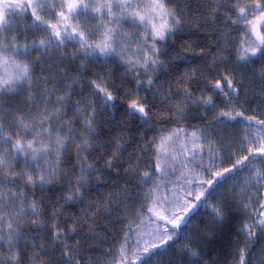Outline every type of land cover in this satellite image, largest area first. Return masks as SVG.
I'll return each instance as SVG.
<instances>
[{
    "label": "snow or ice",
    "instance_id": "1",
    "mask_svg": "<svg viewBox=\"0 0 264 264\" xmlns=\"http://www.w3.org/2000/svg\"><path fill=\"white\" fill-rule=\"evenodd\" d=\"M205 3L204 11L186 19V0H6L0 18V264H129L125 245L118 252H92L107 238L96 223L98 218L128 219L129 201L141 193L145 199L171 203L167 196L155 195L159 183L144 190L154 176L168 174L158 160V137L161 145L183 137V175L188 178L187 173L201 167L194 161L203 160L205 152L210 161L217 153L222 161L226 149L231 155L232 145L221 142L218 125L251 121L264 136V119L245 115V105L257 92L264 98V0ZM13 6L21 19L10 22L6 10ZM25 7L31 9V24L25 22ZM73 19L79 22L70 24ZM209 20L217 25L212 28L214 48L205 42L193 52L195 42L184 41L182 48L175 47L172 38L178 33L198 30L201 21ZM40 31L44 38L28 40ZM53 47L58 50L55 59ZM190 53L201 58L200 67L180 71L179 64L173 65L184 63ZM113 59L123 65L119 76L107 68ZM257 61L259 69L249 70ZM98 64L107 68L103 75L96 72ZM257 76L259 87L253 88ZM15 95L23 102L4 103ZM118 96L127 98L121 119H115ZM257 108L264 115V107ZM257 154L264 165V148H250L204 182L209 188L222 185V177ZM163 155L167 158L166 148ZM176 159L171 158L173 166ZM121 170L124 186L114 182L112 190L98 191L108 187L109 172L118 175ZM205 196L197 195V202ZM195 207L184 208L178 219H160L180 226ZM208 207L205 228H222L233 213L242 214L237 235L244 247L232 264H248L251 241L264 234V166L243 183L223 188L220 199ZM132 231L128 228L125 242Z\"/></svg>",
    "mask_w": 264,
    "mask_h": 264
},
{
    "label": "trees",
    "instance_id": "2",
    "mask_svg": "<svg viewBox=\"0 0 264 264\" xmlns=\"http://www.w3.org/2000/svg\"><path fill=\"white\" fill-rule=\"evenodd\" d=\"M186 2L188 5V14L186 19H191L193 15L200 14L206 7L205 0H186ZM181 7H183V4ZM216 26L217 25L211 23V20H209L208 23L201 21L198 30L186 29L183 33H178L177 37H173L172 39L176 40L175 47L182 48L183 45L181 44V41H184L188 44L195 42V45L192 49L193 52H199L200 46H203L205 42L208 44L210 49L214 48V37L216 34L212 33V28ZM169 43H171V41H169ZM57 51L58 50L53 47L51 53L53 59L56 58ZM67 51L69 53L72 51L71 45H69ZM27 59H31V57H28ZM77 63H79V61H77ZM176 64H179L180 71H185L187 68L195 69L201 66V58H198L190 53L189 58L184 63L174 61L173 65L175 66ZM107 68H111L116 76H119L124 70L123 65L119 64V62L115 59L107 62ZM107 68H105L102 64H98L96 66V72L103 75V72L107 71ZM89 75H91V71L89 72ZM209 79L211 80V78ZM119 83L120 81L117 80V84ZM201 86H205L203 82ZM24 95L26 96L27 93H24ZM126 99L127 98L121 96L117 97L116 103L120 108V113L116 115L115 119H121L126 115ZM22 102V97L20 95L7 96L4 99L5 104H17ZM249 105L250 109H252L254 103H249ZM97 107H99V103H97ZM201 111H203V109H201ZM193 112H195L194 109ZM251 115H253V112ZM191 123H198V119H193ZM171 127L175 128L176 125H172ZM149 135L151 136V133H149ZM131 151L132 149L130 148L129 152ZM247 154L248 150L243 155ZM235 160L232 163H234ZM254 161H261L258 154L254 155L250 162L239 166L232 173H229L227 177H222V185L216 188H209L207 183L202 182L204 187L201 192L198 193V195L202 192H206V196L199 202H197L196 197H192V206L195 205L196 207L182 225L175 227L176 232L172 239L167 240L166 244H157L159 247L152 248L148 253L141 252L139 259L130 260L128 261L129 264H232L234 259L237 260V256H239L237 251L244 247V244L239 242L237 235V225L244 222L242 214L239 212L233 213L222 228H205L211 216V208L208 207V205H214L220 199L222 191H219V189L228 181L229 178H234V176H237L239 181L238 183H243L246 177L240 176V174L244 172L245 168L249 166L251 167V165L254 164ZM203 168L204 170H207L206 172H210L208 171L209 169L206 167V165L201 167V169ZM108 175V187H101L98 189V191L112 190L111 185L114 182L119 186H124L123 170H121L118 175L112 172H109ZM209 177L210 179L212 178L210 174ZM152 186L153 185L151 181L149 185L144 188V190L147 191L149 188H152ZM29 191H31V189ZM39 195L40 192L37 190L36 196L39 197ZM132 203L134 204V211L131 214L132 216L136 213L138 208H146L144 206L146 204V200L142 193L140 197L129 201L128 206L130 207ZM135 206L138 208L135 209ZM79 207L80 206H77V210H79ZM121 211H123V209H121ZM115 216L116 213H112V217ZM124 221L125 220H123L122 217L119 221L112 218H98L96 223L97 230L102 235L107 234V238L104 239L100 246L93 248L92 252L100 253L109 248L115 252V247L122 245L123 243V234L125 232ZM205 231L212 232L214 235L211 238L203 237V233ZM240 239H242V236ZM262 245L263 247H261ZM247 259L248 264H264V234H260L253 238L250 247L247 249Z\"/></svg>",
    "mask_w": 264,
    "mask_h": 264
},
{
    "label": "rangeland",
    "instance_id": "3",
    "mask_svg": "<svg viewBox=\"0 0 264 264\" xmlns=\"http://www.w3.org/2000/svg\"><path fill=\"white\" fill-rule=\"evenodd\" d=\"M58 4L59 0H55ZM7 19L12 21H19L21 19L20 10L13 7H9L7 10ZM24 12L25 15V22L28 24L33 23L31 18V9L25 7ZM0 18L4 17L5 9L0 6ZM41 15L44 19L48 20L50 23H54L55 19L53 16L48 15L47 12H41ZM83 19V17L81 18ZM79 21L76 19L70 20V24H76ZM47 27L46 25H41V28ZM63 27V25H61ZM70 30V29H69ZM128 27L125 26L124 31H128ZM31 32V30H30ZM46 34L42 31L36 32L35 35H29L28 40L31 39H39L44 38ZM25 38L21 35L19 39V43H24ZM28 58V57H27ZM20 59H26L25 57H20ZM260 64L259 61L255 65H249L248 69L251 70L253 68L259 69ZM243 71V70H241ZM224 91H227V85H222ZM239 87V85H237ZM259 87V77L257 76V83L253 86V88ZM254 103L252 109H250L249 103ZM260 105L264 107V98H262L257 92L256 96L249 100V102L245 105L246 107V116H250L253 112V115L257 117V120L264 119V115H261L260 109L257 106ZM257 109L253 111V109ZM210 118V117H209ZM218 129V136L221 139V142L224 144H231L232 145V152L229 155L227 149L222 154V161H221V154L217 153V159L215 161L209 160V153L205 152L203 160L197 158L194 163L208 167L209 173L206 172L201 167L195 168L190 173H187L188 178L184 177V173L186 172L185 169V159L183 156V137L179 140L168 143L165 145H161V141L158 137L157 139V146L158 151L161 153L158 157V160L162 163V166L166 168L167 175L161 174L159 176H154L152 181V189H155V184L159 183L161 187L155 191V195L163 198L167 196L171 203L165 204L163 202H157V200L153 199V197H148L146 200V204L144 205L146 208L143 207L138 208L135 206L136 213L132 216L131 214L134 211V204L132 203L129 207L130 216L128 219L125 220L124 227L125 232L123 234V243L126 248V260H134L138 259L137 256H140V253L143 252L145 247H151V245L159 244L161 240H167L168 236L173 237L175 235V227L171 226L167 221H163L160 219L161 215H165L168 217V220L178 219L179 216L184 215L183 209L184 208H191L192 207V197H196L199 192L203 189V183L207 179H210L209 174L211 172H215L220 170L224 166L230 165L236 158L243 155L248 149H257V148H264V136L261 135L259 126L255 122H235L229 124L227 126L221 124L217 126ZM169 133H163L162 135L167 136ZM167 149L168 156L167 158L164 157L163 151ZM188 148H191V145H188ZM175 156L176 162L175 165H172L171 158ZM207 158V160H206ZM208 165V166H207ZM264 165L261 164V161H254V164L251 167H247L244 169V172L240 174V176H245L246 178L249 176L251 172H254L257 168H260ZM187 168L192 169L193 165H187ZM200 169V170H199ZM238 177L234 176V178H229L228 181L221 186L219 191H223V188H231L234 184L239 185ZM242 182H240L241 184ZM166 186V187H165ZM178 197V199H177ZM186 201V203H184ZM144 202V200H143ZM128 228L133 229L131 232L130 238L125 242V237L127 234ZM158 229V230H157ZM167 229V232H165ZM121 245L115 247V252H118ZM263 247V245L261 246ZM239 253V251H237ZM239 259V256H237ZM117 260L119 259V255H117ZM111 259V257H109ZM237 259V260H238Z\"/></svg>",
    "mask_w": 264,
    "mask_h": 264
},
{
    "label": "flooded vegetation",
    "instance_id": "4",
    "mask_svg": "<svg viewBox=\"0 0 264 264\" xmlns=\"http://www.w3.org/2000/svg\"><path fill=\"white\" fill-rule=\"evenodd\" d=\"M5 2H6V0H0V6H1L2 8H4V4H5ZM8 2H12V0H8ZM24 2H25V4L27 3L26 0H24Z\"/></svg>",
    "mask_w": 264,
    "mask_h": 264
}]
</instances>
